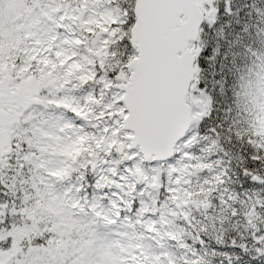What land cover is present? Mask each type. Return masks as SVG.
Instances as JSON below:
<instances>
[{"label": "snow or ice", "instance_id": "snow-or-ice-1", "mask_svg": "<svg viewBox=\"0 0 264 264\" xmlns=\"http://www.w3.org/2000/svg\"><path fill=\"white\" fill-rule=\"evenodd\" d=\"M0 264H264V0H0Z\"/></svg>", "mask_w": 264, "mask_h": 264}]
</instances>
